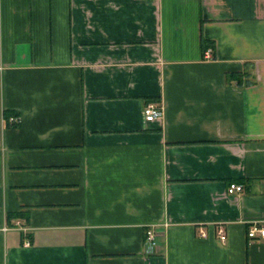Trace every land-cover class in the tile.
<instances>
[{
    "label": "crops",
    "instance_id": "0c3cea01",
    "mask_svg": "<svg viewBox=\"0 0 264 264\" xmlns=\"http://www.w3.org/2000/svg\"><path fill=\"white\" fill-rule=\"evenodd\" d=\"M255 221L264 0H0V264H264Z\"/></svg>",
    "mask_w": 264,
    "mask_h": 264
},
{
    "label": "built area",
    "instance_id": "2783aa9c",
    "mask_svg": "<svg viewBox=\"0 0 264 264\" xmlns=\"http://www.w3.org/2000/svg\"><path fill=\"white\" fill-rule=\"evenodd\" d=\"M207 56L209 54L207 53ZM163 105L159 101H147L143 108V114L146 121H154L158 118H160L163 115ZM7 119V118H6ZM10 123H17L20 121V118L17 115H10L7 119ZM244 189V185L242 183L232 182L228 186V192L234 193V192H241ZM17 225H20V221H17ZM155 226V225H154ZM153 228H150L145 237V251L148 253H153L158 249V240H157V233L156 230ZM22 229H25L22 227ZM26 230V229H25ZM201 235L205 236V231H201ZM218 235L219 238L222 241L226 240V231L223 226H219L218 228ZM248 237L250 239H256V238H263L264 239V223H261L259 221H255L250 224L248 228ZM29 244V241L26 242Z\"/></svg>",
    "mask_w": 264,
    "mask_h": 264
},
{
    "label": "trees",
    "instance_id": "16d2710c",
    "mask_svg": "<svg viewBox=\"0 0 264 264\" xmlns=\"http://www.w3.org/2000/svg\"><path fill=\"white\" fill-rule=\"evenodd\" d=\"M203 48L206 49L208 47H212L214 49L215 42L212 39L204 38L202 40ZM245 67L243 70L239 71H231L228 73L227 77L230 81H235L238 85H249L256 82V77L254 74V63L252 61H246L244 63ZM13 114L9 111L4 112L5 118H9V116Z\"/></svg>",
    "mask_w": 264,
    "mask_h": 264
}]
</instances>
